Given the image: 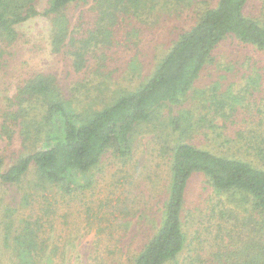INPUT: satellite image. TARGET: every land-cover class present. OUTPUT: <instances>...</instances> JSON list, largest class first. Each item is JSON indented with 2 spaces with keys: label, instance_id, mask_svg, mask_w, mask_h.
<instances>
[{
  "label": "rangeland",
  "instance_id": "obj_1",
  "mask_svg": "<svg viewBox=\"0 0 264 264\" xmlns=\"http://www.w3.org/2000/svg\"><path fill=\"white\" fill-rule=\"evenodd\" d=\"M216 3L162 4L149 16L121 17L115 23L100 20L95 0L73 3L66 12L71 35L85 42L93 33L81 70L75 68L73 53L79 45L73 47L70 42L63 51H53L50 17L39 14L19 24L13 44L0 43L4 169L43 147L34 129L27 132L16 125L12 137L1 130L3 114L18 107L12 99L31 78L53 76L71 102L70 110L101 107L146 81L179 35L194 25L206 6ZM47 6L48 0H37L41 13ZM245 11L264 22V0H249ZM252 72L264 77V52L228 37L213 51L181 107H165L155 124L142 123L136 128L130 156L120 157L109 150L86 174L87 179L84 174L78 178L71 191L41 182L34 165L20 181L0 182V264L14 260V238L28 222L46 249L41 264H134L162 223L171 181L170 150L180 140L170 120L178 111H192L194 128L183 140L255 160L242 138L243 133L264 128L260 123L264 120L260 112L261 108L264 112V85L252 95L244 89ZM215 86L220 93L240 95L245 107L228 118L221 117L210 98ZM210 121L218 128L213 130ZM228 195L218 193L203 173L191 176L182 212L185 245L166 264H212L219 256L226 260L250 239L259 238L257 220L250 219L246 207Z\"/></svg>",
  "mask_w": 264,
  "mask_h": 264
},
{
  "label": "trees",
  "instance_id": "obj_2",
  "mask_svg": "<svg viewBox=\"0 0 264 264\" xmlns=\"http://www.w3.org/2000/svg\"><path fill=\"white\" fill-rule=\"evenodd\" d=\"M85 1L48 0L41 13L37 0H0V43L13 44L19 34L17 26L43 14L52 21L53 51H63L70 42L73 47L79 45L73 53L75 68L81 70L93 33L85 42L72 36L66 12L71 4ZM190 1L95 0L94 10L102 22L115 23L121 17L149 16L162 4L180 6ZM248 2L217 0L215 5L206 6L194 25L173 42L146 81L101 107L70 110L71 102L65 99L53 76L38 74L31 78L12 99L18 107L3 114L1 130L12 137L16 125H22L27 132L34 129L36 137H42L43 147L21 156L6 170L4 157L0 155V182L20 181L34 165L41 182L59 184L71 191L78 178L82 174L86 178L109 150L120 157L130 156L136 128L142 123L155 124L164 115L165 107L182 106L223 40L234 37L264 52V22L246 14ZM263 81L262 74L252 72L247 75L244 89L252 95L255 90L261 91ZM218 89L215 86L210 98L221 117L228 118L245 107L240 95L232 91L220 93ZM260 112L264 113L262 108ZM191 118L192 111L180 110L170 120L180 140L170 150L171 181L164 216L157 233L136 255L134 264H166L183 250L186 236L182 212L189 180L197 172L203 173L218 193L230 194L238 205L246 207L250 219L257 220L255 225L259 226L258 239H250L226 260L220 256L218 260H210L212 264H264V128L257 133L242 134L248 145L246 151L255 158L250 160L248 156L226 155L183 140L185 134L189 136L193 131ZM260 123L264 125V120ZM210 126L213 130L218 128L212 121ZM38 237L28 222L14 238L11 264H41L46 249Z\"/></svg>",
  "mask_w": 264,
  "mask_h": 264
}]
</instances>
